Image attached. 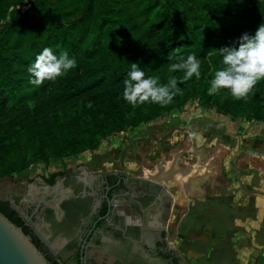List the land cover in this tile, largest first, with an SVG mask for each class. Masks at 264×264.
Wrapping results in <instances>:
<instances>
[{
    "label": "trees",
    "instance_id": "trees-1",
    "mask_svg": "<svg viewBox=\"0 0 264 264\" xmlns=\"http://www.w3.org/2000/svg\"><path fill=\"white\" fill-rule=\"evenodd\" d=\"M25 1L0 0V176L77 155L126 123L139 125L136 106L123 98L132 63L162 84L177 56L194 53L204 67L199 79L178 83L170 104H142L146 120L194 96L234 120L264 121V80L246 99L227 89L208 95L221 67L219 49L238 48L243 34L255 35L264 0H31L20 8ZM46 47L67 51L77 66L37 87L28 68Z\"/></svg>",
    "mask_w": 264,
    "mask_h": 264
},
{
    "label": "rangeland",
    "instance_id": "rangeland-1",
    "mask_svg": "<svg viewBox=\"0 0 264 264\" xmlns=\"http://www.w3.org/2000/svg\"><path fill=\"white\" fill-rule=\"evenodd\" d=\"M28 1L31 0H26L19 7L26 9ZM202 68L204 67H201V70ZM166 72L168 79L175 76V72H171L170 68ZM159 82L162 84L161 79ZM200 104L201 101L197 97L191 96L181 107L152 120L145 119L147 110L142 104H138L136 106L138 112L135 115L136 119L140 120L139 125L126 123L124 130L101 136L99 144L94 148L87 147L77 155L51 157L46 162L31 163L25 169L1 175L0 181L40 170L44 166L54 168L82 163L93 170H123L145 175L163 184L172 194L177 192L179 195V189L174 186L173 181L176 178L191 173L192 169L196 171L192 176H198L206 163L210 164L213 176L216 173H225L226 162L229 159L230 163L237 158L247 159L244 154L247 149L244 146L250 145V148L253 146L256 150L264 145V133L254 132L264 125V121L246 118L234 120L229 115L219 113L215 107L203 108ZM233 145L239 147L235 149L234 157L231 158L230 147ZM175 154H180V159L178 156L175 157ZM181 160L183 163H180ZM172 162L180 163L179 169L182 172L179 173L178 168L171 172L175 177L178 175L171 181L165 179V175L159 177L157 166L161 164L165 170L164 165H170ZM258 164L260 162L256 165ZM228 168L231 169L230 166ZM249 170L251 169L247 166H242L239 171L245 174ZM253 173L256 176L259 174L255 171ZM189 193L187 205H183V201L181 204L179 197L177 198L170 223L171 227H175L170 228L169 233L172 244L188 264H264V210L259 216L256 212L247 214L245 211L234 212L238 225L231 230L226 226L228 219L221 214L220 217L217 216L220 212L216 213L220 210L226 214V207H223L224 204L215 203L210 188H207V193H203L202 196H196L195 191ZM241 205L242 202L235 204L236 211L242 208ZM218 222L223 228H216ZM231 231L233 232L230 235Z\"/></svg>",
    "mask_w": 264,
    "mask_h": 264
},
{
    "label": "flooded vegetation",
    "instance_id": "flooded-vegetation-1",
    "mask_svg": "<svg viewBox=\"0 0 264 264\" xmlns=\"http://www.w3.org/2000/svg\"><path fill=\"white\" fill-rule=\"evenodd\" d=\"M146 180L82 163L44 166L0 181V211L50 264H187L169 238L174 196Z\"/></svg>",
    "mask_w": 264,
    "mask_h": 264
},
{
    "label": "clouds",
    "instance_id": "clouds-1",
    "mask_svg": "<svg viewBox=\"0 0 264 264\" xmlns=\"http://www.w3.org/2000/svg\"><path fill=\"white\" fill-rule=\"evenodd\" d=\"M222 56L221 67L215 70L210 81L208 95L217 94L227 89L233 98L246 99L258 82L264 80V23L255 35L243 34L239 47L219 49ZM211 54V53H209ZM177 62L170 65L171 72H183L182 77H170L166 84H161L158 77L146 76L137 63L131 64V70L123 80V98L133 107L145 102L161 106L170 104L180 92L178 83L190 80L193 76L200 78V61L194 53L187 57L177 56ZM77 66L75 58H70L67 51L54 54L46 47L28 68L34 77L30 80L37 87L46 80H55ZM91 107V104H89Z\"/></svg>",
    "mask_w": 264,
    "mask_h": 264
},
{
    "label": "crops",
    "instance_id": "crops-1",
    "mask_svg": "<svg viewBox=\"0 0 264 264\" xmlns=\"http://www.w3.org/2000/svg\"><path fill=\"white\" fill-rule=\"evenodd\" d=\"M254 132L264 133V125L260 128H257V130L255 129ZM226 147L228 148V146ZM238 147L237 145H233L232 147H230V149L232 150V155L230 156L231 158L234 157V151ZM244 148H246L247 150H245ZM244 148L241 149L245 150L244 154L247 156L248 160L246 158L244 159L246 161L238 160L239 158H237L232 163H230L229 159V161L226 162L227 170L225 169V173H216V175L213 176L214 173L210 169V164L206 163L203 165H206V168L202 170L200 172L201 174H199L198 176H192V173L196 171L195 169H192L190 167L188 168L192 169V172L186 173L187 175L184 174L179 178H176L178 175H176V177L173 175L166 176L165 179H167L168 181H171L170 179L172 178H176L173 181L175 183L174 186H177V188L179 189V195L177 192L173 194L175 201L177 202V198L179 197L180 203L182 204L183 201V205H187L189 201L188 197L190 195V191H195L196 196H202L203 193H207V188H210L212 190V196L216 201L215 203L224 204L223 207H226V214L223 213V210L218 211L216 214L220 212L217 216L221 214L222 217L228 219L226 226L228 228H231V230H234V227L238 225L234 217V212L245 211L246 214L248 212H256L258 216L261 215L262 210H264V145L258 147V149H256L257 151L254 150L253 146L252 148H250V145L244 146ZM176 156L180 158V154H175V157ZM212 160V162H214V159ZM256 162H260V164L256 165ZM181 163H183V161H181ZM179 164H177L176 167L173 166V162L170 165H166L165 168L168 170H163L161 165H159V175L158 173L157 175L159 177L160 175L164 176V173L175 172L177 168L179 170V173H181L182 171L181 169H179ZM212 164L214 163H211V165ZM229 166L231 167L230 170L228 168ZM242 166H247L251 170L244 174L243 171H239ZM235 171L237 173H235ZM253 171L258 172L259 174L256 176ZM224 174L226 175L225 177L223 176ZM241 202L242 208L236 211L235 204H241ZM248 205L254 207H248ZM259 225L260 222L257 224V226L259 227ZM216 226L217 229L223 228L221 227L222 225L219 222L216 224ZM226 226H224L225 229L227 228ZM247 226L250 227L248 224ZM232 232L233 231L230 232V235Z\"/></svg>",
    "mask_w": 264,
    "mask_h": 264
},
{
    "label": "water",
    "instance_id": "water-1",
    "mask_svg": "<svg viewBox=\"0 0 264 264\" xmlns=\"http://www.w3.org/2000/svg\"><path fill=\"white\" fill-rule=\"evenodd\" d=\"M146 182L160 188L164 187L155 180H146ZM0 264H50L24 230L1 211Z\"/></svg>",
    "mask_w": 264,
    "mask_h": 264
},
{
    "label": "bare ground",
    "instance_id": "bare-ground-1",
    "mask_svg": "<svg viewBox=\"0 0 264 264\" xmlns=\"http://www.w3.org/2000/svg\"><path fill=\"white\" fill-rule=\"evenodd\" d=\"M180 159V158H179ZM177 164H179V163H177V162H175V163H173V166H177ZM174 171V170H173ZM164 175L165 176H170L171 175V172H169V173H164Z\"/></svg>",
    "mask_w": 264,
    "mask_h": 264
}]
</instances>
